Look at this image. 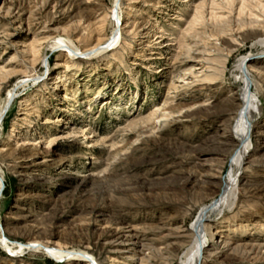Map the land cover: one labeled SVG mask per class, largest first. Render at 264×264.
I'll return each mask as SVG.
<instances>
[{
  "label": "rangeland",
  "instance_id": "rangeland-1",
  "mask_svg": "<svg viewBox=\"0 0 264 264\" xmlns=\"http://www.w3.org/2000/svg\"><path fill=\"white\" fill-rule=\"evenodd\" d=\"M111 8L0 0V105L15 91L0 119L5 235L83 250L97 264H183L192 237L181 246L180 234L220 195L237 151L227 142L242 100L235 66L250 54L261 106L253 146L236 205L207 232L238 247L221 244L200 264H264V0H120V46L91 59L51 49L55 36L91 48L96 30L106 44ZM127 231L135 243L115 241ZM43 253L0 242V264H77Z\"/></svg>",
  "mask_w": 264,
  "mask_h": 264
},
{
  "label": "bare ground",
  "instance_id": "bare-ground-1",
  "mask_svg": "<svg viewBox=\"0 0 264 264\" xmlns=\"http://www.w3.org/2000/svg\"><path fill=\"white\" fill-rule=\"evenodd\" d=\"M111 13L113 14L114 21L116 26L106 44H101L100 41V30H96L97 41L95 45L88 49H80L76 45H73L67 38L63 36H55L50 41V47L52 50H64L65 55L68 57H72L74 59H91L104 52L117 48L121 43V25L122 19L119 14L120 9V0H112V8ZM97 23H103L104 17L97 18ZM99 19V20H98ZM88 25V24H87ZM93 23H89L88 26H92ZM257 43L264 46V38H260ZM30 50L35 53L36 44L35 42L30 44ZM264 51V49L262 50ZM259 53V52H258ZM84 54V55H83ZM260 56V55H259ZM250 54H245L239 57L237 64L235 66L237 70V74L235 78L241 80L242 84L240 85L239 93L236 92V97H241L242 100L238 103V111L234 116L233 128L231 130V135L227 139V142L237 145V151L231 158L230 168L228 170L227 176L222 180V186L219 192V196L211 200L209 203L204 204L199 212L197 217L191 226L187 229V231H182L180 234V243L183 246L188 238V235L192 237V239L188 240L187 249L185 250L182 256L183 264H200L203 262L206 256L211 255L221 247L220 245H228L229 248L235 249L238 246L230 247V242L221 238L222 240L220 245H214L213 242L209 243L207 241V232L209 227L215 222V218L218 215H221L225 209L232 210L237 202V190L239 186L240 176H241V168L243 167V163L245 162L248 153L253 146V132H254V121H255V113H259L261 110L260 102L258 99V95L249 87V76H251V72L249 70V61ZM233 78V77H232ZM235 80V79H234ZM232 83V82H231ZM21 84V83H20ZM15 96V91L13 89H9L5 98L3 99L0 105V119L4 112L8 109L11 104V100ZM234 96V97H235ZM165 101H163L164 104ZM158 111H154L151 113V116H154ZM6 114V113H5ZM163 115H160V118ZM1 175H0V185H1ZM227 214V213H226ZM214 220V221H213ZM233 227V226H232ZM182 230V229H181ZM135 235V234H134ZM136 236V235H135ZM118 243L123 242H131L135 243L134 237L127 233H117L116 239ZM0 242L10 250V253H19L26 248H32L37 251L44 252L43 254H47L49 256L54 257L59 261H69L74 260L77 264H97L94 256L83 250H69L61 247L60 245H51L49 243H44L41 241H14L9 239L4 230L1 227L0 221ZM258 246H263L264 243H258ZM2 246V245H1ZM122 250H128L127 247H124ZM159 254L160 250H156ZM141 255V254H140ZM164 257V256H162ZM211 257V256H210ZM148 259V258H147ZM145 255L140 256V261L147 260Z\"/></svg>",
  "mask_w": 264,
  "mask_h": 264
}]
</instances>
